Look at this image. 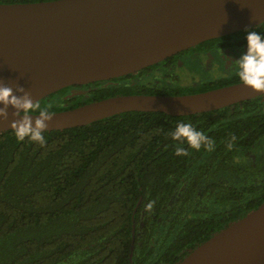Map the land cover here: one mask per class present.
I'll return each mask as SVG.
<instances>
[{
    "label": "trees",
    "instance_id": "16d2710c",
    "mask_svg": "<svg viewBox=\"0 0 264 264\" xmlns=\"http://www.w3.org/2000/svg\"><path fill=\"white\" fill-rule=\"evenodd\" d=\"M247 30L264 36V22L226 37L246 39ZM115 80L38 101L53 112L116 94H183L240 81L139 91ZM180 122L213 140V150L177 156L170 133ZM44 139L41 146L0 132V264H175L264 202V95L182 116L125 111L47 130Z\"/></svg>",
    "mask_w": 264,
    "mask_h": 264
},
{
    "label": "water",
    "instance_id": "95a60500",
    "mask_svg": "<svg viewBox=\"0 0 264 264\" xmlns=\"http://www.w3.org/2000/svg\"><path fill=\"white\" fill-rule=\"evenodd\" d=\"M262 22L264 0L0 3V83L23 87L38 101L67 86L134 73L202 41ZM260 95L264 92L255 93L241 82L185 94L114 95L53 111L48 131L125 111L190 115ZM12 112L10 108L7 122H0V132L11 130L16 119ZM175 264H264V202L214 232Z\"/></svg>",
    "mask_w": 264,
    "mask_h": 264
},
{
    "label": "clouds",
    "instance_id": "9594fccd",
    "mask_svg": "<svg viewBox=\"0 0 264 264\" xmlns=\"http://www.w3.org/2000/svg\"><path fill=\"white\" fill-rule=\"evenodd\" d=\"M247 52L235 63L238 66L236 75L243 86L255 93L264 92V36L254 30H247ZM12 109L14 119L10 127L19 142L25 139L45 144L44 132L48 130V124L54 116L50 106L41 107L39 101H34L29 91L23 87H13L0 83V122L9 120V109ZM36 112L33 116L31 113ZM33 117L35 119L33 120ZM176 142L175 154L188 156L189 149L199 151L205 148L213 150L215 142L202 131H198L191 123L180 122L170 133ZM235 140V137L232 138ZM187 145V148L185 147ZM231 148V144L228 145ZM154 202L146 205V211L153 208Z\"/></svg>",
    "mask_w": 264,
    "mask_h": 264
},
{
    "label": "flooded vegetation",
    "instance_id": "af4514ba",
    "mask_svg": "<svg viewBox=\"0 0 264 264\" xmlns=\"http://www.w3.org/2000/svg\"><path fill=\"white\" fill-rule=\"evenodd\" d=\"M34 1H49V0H0V3H18V2H34ZM258 25H256V26H258ZM218 38L219 39L212 38V39H214V41L211 43H207V44H204V42L207 40L202 41L195 46H192L186 50H183V51H180L174 55H171V56L165 58L164 60H162L158 63L148 65V66H146V67H144V68H142V69H140L134 73H129V74H126V75H123L120 77H115V78H111L108 80H101V81H108V82L116 84L115 79L125 77L126 87H128L130 89L139 90V91H143V90H160L161 91L163 89H167V88H170V87L176 86V85L197 86L201 83H206V82H210V81L217 80V79L233 78L234 76H237L236 73H237V69H238V66L235 62L238 61L241 56L238 57V59H234V60L227 58V60L222 64L223 67L226 64H229V67H232V70H230L229 73H226V72L220 73V74L218 73L216 75H213L210 79H207L206 81L205 80L199 81L197 79V77L195 76V74L189 73V74H192L193 76H195V79L190 83H183L182 81L179 80V74L175 72L177 65L180 63V60H181L180 55H183L185 52H188L190 50H192L193 53H198V54L200 53L201 54V53H209L210 51H222L225 53V52L233 50L234 48H237V49L245 48V49H247V40L245 38H242L241 36H238V37L234 36L232 38V37H226V35H225V36H222V38H220V37H218ZM208 40H211V39H208ZM164 69H167V71L165 73L162 72ZM236 82H240V81H236ZM236 82H231V83H236ZM92 83H94V82H92ZM88 84H90V83H88ZM88 84H83V85L87 86ZM227 84H229V83H227ZM83 85H78V87H77V85H71L72 87L67 86V87H71V88H69L68 93L61 95L59 97L60 100H66V99L71 98L72 96H75L78 94H84L87 91H90V88H88V87L82 88ZM224 85H226V84H224ZM217 87H219V86H217ZM214 88H216V87H214ZM72 92L74 94L70 95ZM198 92H200V91H198ZM140 93L149 94V93H144V92H140ZM192 93H194V92H192ZM129 94H138V93H129ZM153 94H157V93H153ZM183 94H185V93H183ZM116 95H121V94H116ZM66 96H68V97H66ZM93 101H95V100H93ZM86 103H88V102H86ZM64 104L66 105L67 103L64 102ZM76 106H79V105H76Z\"/></svg>",
    "mask_w": 264,
    "mask_h": 264
},
{
    "label": "rangeland",
    "instance_id": "374dc122",
    "mask_svg": "<svg viewBox=\"0 0 264 264\" xmlns=\"http://www.w3.org/2000/svg\"><path fill=\"white\" fill-rule=\"evenodd\" d=\"M246 52L247 49L245 48H234L225 53L222 51H210L209 53L201 54L193 53V51L190 50L183 55H180L181 60L177 65L175 72L179 74V80L183 83L192 82L195 79V76L199 81H206L218 73H229V71L232 70V67H229V64H226L223 67L222 64L227 58L232 60L238 59V57ZM166 71L167 69H164L162 72L165 73ZM189 73H193L195 76Z\"/></svg>",
    "mask_w": 264,
    "mask_h": 264
}]
</instances>
